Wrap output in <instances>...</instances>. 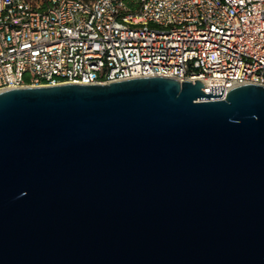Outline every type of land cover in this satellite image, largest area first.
<instances>
[{"label": "water", "instance_id": "obj_1", "mask_svg": "<svg viewBox=\"0 0 264 264\" xmlns=\"http://www.w3.org/2000/svg\"><path fill=\"white\" fill-rule=\"evenodd\" d=\"M144 76L0 91V264H264V85Z\"/></svg>", "mask_w": 264, "mask_h": 264}, {"label": "built area", "instance_id": "obj_2", "mask_svg": "<svg viewBox=\"0 0 264 264\" xmlns=\"http://www.w3.org/2000/svg\"><path fill=\"white\" fill-rule=\"evenodd\" d=\"M144 76L264 85V0H0V91Z\"/></svg>", "mask_w": 264, "mask_h": 264}]
</instances>
